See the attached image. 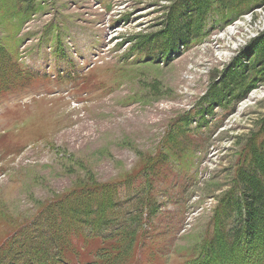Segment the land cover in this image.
<instances>
[{
	"label": "rangeland",
	"instance_id": "rangeland-1",
	"mask_svg": "<svg viewBox=\"0 0 264 264\" xmlns=\"http://www.w3.org/2000/svg\"><path fill=\"white\" fill-rule=\"evenodd\" d=\"M175 1L38 0L40 8L23 23L17 40L21 67L39 77L23 93L0 98V136L9 134L13 117L22 118L14 124L16 130L26 129L16 139L5 135L6 146L10 141L38 143L8 156L0 148V213L22 221L79 179L107 182L133 176L156 153L175 118L218 82L236 58L244 56L241 63L253 66V53L245 52L264 35V4L229 25H209L204 41L181 49L168 64L144 62L136 55L113 68L135 39L161 27ZM5 16L0 11V38L11 28ZM75 72L86 78L72 83L65 77ZM223 112L215 109L197 132L201 146L188 174L200 183L187 190L175 210L186 231L161 251L162 264H182L181 256L198 241L216 204L234 194L233 168L264 120V82L252 85L232 112ZM6 234L0 218V242ZM6 249L0 244V252ZM10 257L7 253L3 259ZM214 258L210 264H218L220 254Z\"/></svg>",
	"mask_w": 264,
	"mask_h": 264
},
{
	"label": "trees",
	"instance_id": "trees-1",
	"mask_svg": "<svg viewBox=\"0 0 264 264\" xmlns=\"http://www.w3.org/2000/svg\"><path fill=\"white\" fill-rule=\"evenodd\" d=\"M263 4L264 0H176L167 11L163 28L152 34L139 36L135 39L137 41L134 48L141 52L151 48L153 49L148 52L152 50L171 52L179 44L200 41L204 36L202 31L208 20L215 18L216 22L224 23ZM11 7L10 13L14 11L15 4L12 3ZM33 10H35L34 6L28 4L22 11L19 22L26 20L28 13ZM15 13L10 17H14ZM14 45L13 43L11 51H7L6 46L3 47L0 41V97L21 89L24 82L32 78L30 74L22 72L18 65ZM250 52L254 57L253 66L241 63L244 56L241 61H237L236 58L218 83L215 82L201 99L203 103H209V112L214 105L224 107L235 99L245 97L252 85L264 82V35L249 52L245 53L247 55ZM239 156L236 177L233 179V188L236 191L234 195L238 194L239 201L235 197L233 202L229 201L233 198L232 194L220 206L222 213L220 217H228L232 210H237L239 213L237 219L229 224L230 222H220L218 217L214 224L219 229L224 227V230L219 232L215 228L214 231L208 232L197 247V253L204 256L195 260L190 259L187 264H210L215 259L216 253L220 254L218 264H264V120L255 135L247 140ZM146 160L142 166L150 162L149 156ZM79 180L83 182L75 183L70 193L66 191L65 195L58 196L52 202L43 203L39 212L24 220V223L31 221L32 225L25 239V242L30 240V245H24L25 250L20 254L27 257L30 264L34 262L63 264L77 256L75 252L77 246L73 243L86 245L97 238L104 229L109 228L110 225L105 224L108 218L118 222V219L112 218L111 212V207L114 210L117 208L112 204L110 207L106 195L88 196L83 193L87 189L92 190L91 183L95 182L90 178ZM83 210L87 211L90 217L83 222L85 229L76 232L75 223L78 222L80 217L78 215ZM117 211L121 216L124 215L120 209ZM0 218L8 221L6 230L13 232L16 238L17 232L21 231L23 221H13L5 212L0 213ZM127 219L131 220L128 212ZM41 221L47 224L42 230L36 226V223L39 224ZM76 237L81 240L75 242ZM103 248L104 246H100V250ZM118 248L120 249L121 246ZM120 258L119 251L113 252L109 249L104 251L103 260L94 264H104V262L115 264Z\"/></svg>",
	"mask_w": 264,
	"mask_h": 264
}]
</instances>
